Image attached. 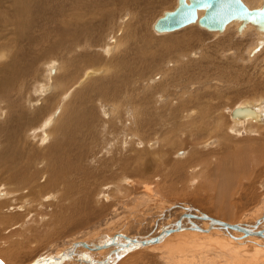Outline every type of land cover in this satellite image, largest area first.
I'll list each match as a JSON object with an SVG mask.
<instances>
[{"label":"bare ground","instance_id":"bare-ground-1","mask_svg":"<svg viewBox=\"0 0 264 264\" xmlns=\"http://www.w3.org/2000/svg\"><path fill=\"white\" fill-rule=\"evenodd\" d=\"M171 1L0 0V117L1 115L4 116V124L0 123V134L6 138V149L0 151V179L4 184L2 187L0 183V222L11 221L14 218L16 220L19 218L20 221V219L31 216V220H33L36 214L28 211L29 206L32 205H27V200L23 201L24 198L21 197L27 193L26 196L30 197L31 202L41 200V203L49 204L50 208L43 206L44 204L43 207L40 206L43 210H51L48 215L45 214L46 220L44 218L38 222L33 220L39 227H43L42 230L49 229L53 232L61 227L67 228L66 232L57 233L55 231L56 236L54 235L55 232L53 235L50 234L52 237L60 238L59 241L50 242L52 243L51 251L55 252L53 254L55 257L39 261L41 260L40 257L32 264H110L112 260L114 264H132L129 263V257L135 256L140 251L144 252V250L152 252L148 255L145 254V260L142 259L144 264H248L244 259L247 256L243 258L240 254L258 251L260 257L264 256V235L243 237L241 232L225 229L222 225L214 224L209 219L211 217L213 220L230 225L239 224L252 227L251 225L261 218L256 228L264 229V217L262 218L264 210L255 217V221L240 223L242 221H235L230 217L233 202L230 204L226 201L232 198V193L240 187L241 176L249 177L251 172L249 167L252 162L250 163L248 156L250 152L254 151V149L251 151L252 147L250 149V146L257 143V150L258 147H264L261 145L262 137H259L260 133L264 134V98L259 97L261 103L237 106L250 108L256 115H259L257 119L252 114L241 118H231L232 120L248 122V126L244 129L246 136L242 135L241 131L244 130L241 129L244 123L229 121L228 116L225 115L229 111L226 113L223 103L214 101L219 97L226 100L230 99L229 95L227 96L225 93H220L221 97L219 92H222L221 87L224 86V82L229 83V87L238 83L229 82L225 77L228 76L229 80L231 78L233 81L236 79L237 75L233 74L234 64L229 62L225 66L214 62V59L207 53L209 47L205 44L208 50L202 53L205 59L202 63L205 66H202L203 68L198 66L201 63L199 62L201 57L197 54L200 55L201 53L194 49L205 41L202 40L204 31L196 30L198 29L196 27L193 30L189 27L198 26L200 28L197 21L161 39H158L160 36L156 38L153 35L151 19L156 14L153 17L152 15L159 8L162 9L164 6L170 5ZM243 1L249 7H252L251 5L254 3L260 6L262 2V0ZM202 14L203 10L197 11L198 18ZM233 23L227 24L225 28L228 26L230 28ZM229 28L225 31L230 35V39H238L245 32L244 27L241 30H238L237 26L234 29ZM232 42L234 43V41ZM100 45L104 48L99 47ZM85 47L86 50H82ZM66 48L71 49L72 58L92 64L94 68L102 66V63L100 64L102 60L100 55L102 56V54L99 55L98 50L96 52L97 48H102L101 51L104 50L105 52L102 53L108 57L111 56V59H109L110 61L107 60L108 62L103 65L102 69L86 71L81 79L69 91L66 90L65 92L62 89L67 87L66 82L74 73L76 59L65 62L58 61L59 63H51L48 66V74L50 75L52 72L55 75L54 77L50 75L53 84L44 86L43 91L44 94H47L45 96L51 95V98L56 99L55 103H57L54 108L55 111L51 109L53 113L51 114L49 111L51 115L48 116V120L46 119L53 125V128L49 134L47 131L46 135H42L45 141L50 139L52 142L47 143V147H45L46 144H43V148L40 142L39 149L36 147L38 143L35 144L36 146H30L28 141L32 135L30 134V130L33 129L32 126H35L41 118L42 108L35 107L33 109L34 105H30L28 108L26 105L23 106L24 101L21 102L24 93L23 88L26 78L30 74L29 70L37 67L36 65L46 54ZM229 50L224 51L223 55L234 54L235 50L233 52L232 49ZM158 70L163 71L162 80L150 84V86L147 85L146 91L141 93L137 81L140 83L143 82V79L147 81L150 78H146ZM210 70H216L217 76L222 77V82L219 78H214V80L217 79L213 83L214 89H220L217 95L215 92L195 89L198 87V82L201 81L198 76L205 75ZM59 75L63 76L59 77ZM89 76L94 77L87 78ZM89 79L90 81L87 83ZM103 79L104 81L107 79L110 85L106 86L107 83L106 81L103 82ZM20 81L23 84H20ZM93 81L96 84L91 85V90L104 100L102 104L100 103L102 105L100 110L95 108V105L89 104L93 102L92 96L89 101L83 97L86 87ZM80 83L83 84L79 86ZM170 83L172 86L163 89V84ZM146 84L148 83L146 82ZM213 85L208 83L204 89L207 90V87L210 89ZM261 85L264 86V81ZM33 86L35 87V85ZM259 86L260 84L258 85L259 91L264 92V88ZM162 91L165 93L159 94ZM65 93L66 95H62ZM177 95L178 98L173 101L175 103L169 109L162 107L171 104V97ZM72 98L77 99V105H83V111L80 107L68 110ZM85 103L92 107L87 110ZM108 104H111L114 109L109 110ZM126 108H130L128 112L125 110ZM9 112H12L11 116ZM125 113L127 117L128 114L132 116V118L129 117V121L132 122L129 130L124 127L123 121H121L125 118ZM47 114L49 113L47 112ZM101 115L102 118H100ZM228 115H231V112ZM109 116L112 121H108ZM40 125H44V130L47 128L45 123H40ZM211 129L219 133L216 139L224 141L220 151H211L218 147L219 141L215 139L207 140L206 143L203 142L204 144L197 142L193 146L191 145L193 147L191 155L188 150H181L177 154L185 157L181 158L182 160L173 161L171 169H173V174L179 175L178 179L181 178L183 187L193 190L196 194L200 188L201 190L204 189L201 193L210 197L211 200L213 199L218 208L206 210L195 201L187 202L173 199L166 201L163 197L166 191L163 188L165 186L163 181H143L141 179L143 177L127 178L129 175L123 177L126 179L123 182H121L122 178V180L114 181L115 190L112 191V194H106L107 192L103 189L91 196L92 191L88 183L91 178L102 176V172L100 173L98 168H113L114 171L119 169L118 172L125 168H139L135 170V174L142 173L141 175H144L142 168H163L159 160L157 161V156L163 152V149L159 147L161 153L160 151L157 153V150H151L152 142L150 140L152 138H157L156 141L163 140L160 144L165 147L176 143L181 134L186 132H190V135H197L202 130H207V135L210 137L213 132L208 131ZM115 133L119 134L117 139L114 138ZM130 133H132V142L129 137ZM234 136L239 138L238 140L234 139L235 142L233 141ZM36 137L38 136L36 135ZM112 137L115 140L114 147L110 150H108L109 148L105 149L106 146L103 143L108 142V139H112ZM126 140L129 142L128 146H126ZM229 140L235 144L236 151L227 144ZM139 143L143 144L144 149L138 148ZM204 148L207 151L203 150ZM94 151L98 155L94 154ZM132 152L134 153L128 157ZM143 154H146L149 160H145ZM215 155L219 156L222 161L221 164H217L216 160H211L214 159ZM107 156L111 158L107 159ZM105 171L107 172V170ZM261 181L264 184V177ZM125 182L126 185L130 186L127 185L126 187ZM245 185V183L242 184V186ZM134 189H136L137 195L131 201V203L133 202L132 206L127 207L124 203V206H121L120 203L110 202L114 198L118 200V194L119 197H122L120 194H124L126 197V194ZM52 191L55 192L50 193ZM169 192L172 194L171 190ZM136 203L138 205H134ZM13 204L16 205L12 206ZM107 205L110 206V212L104 213L106 215L98 219L97 217L102 216L104 208L106 211ZM17 208L25 209L17 212L14 216L11 215ZM261 209H264V197L260 200L256 210ZM133 210H140L138 214H149L145 219H143L145 216L142 218L139 215L143 221L134 227L130 223L138 215L133 214L132 219L133 215H131L129 217L131 222L123 223L128 212L131 211L130 214H132L134 213ZM184 212L197 215L204 214L201 218H192V222L199 226V230L191 229L186 217L181 220L182 229L171 230L172 227L169 228ZM36 216L35 220L37 219ZM229 217L230 219H228ZM55 218L62 220V222L58 223L57 221L56 223ZM28 219L26 220L28 221ZM69 221L72 223L71 228L67 224ZM121 221L122 225L130 224L126 228L133 229L134 233L126 232L128 229L125 231L126 228H123L125 226L120 228L118 233L114 234L113 231V234L109 233V230ZM22 226L24 228V225ZM73 231L76 232L74 235L71 233ZM27 232L29 233L28 228ZM230 234L234 238L230 237ZM107 238H111L113 241ZM22 240L19 236L14 240L10 238L7 245L11 246L6 248L9 251L12 248L15 251L14 248L17 247L23 250ZM137 240L140 242L135 245L134 241ZM115 244H122L117 254L112 253V245ZM1 251L0 255H3V250ZM13 251L12 253H14ZM9 255H11V259L15 253L13 256L9 253L8 257ZM3 257L5 256L3 255ZM140 257L142 256L140 255ZM138 258L139 256L134 259ZM1 259L0 264H10L11 262H4ZM261 264H264V261Z\"/></svg>","mask_w":264,"mask_h":264},{"label":"rangeland","instance_id":"rangeland-1","mask_svg":"<svg viewBox=\"0 0 264 264\" xmlns=\"http://www.w3.org/2000/svg\"><path fill=\"white\" fill-rule=\"evenodd\" d=\"M260 1V0H259ZM255 4V5H254ZM253 5H251L252 7L254 6H257V3H254ZM177 5V0H172L171 1V4L170 5H167V6H162L163 8L161 9V8H159L153 15H152V17L154 16V18H152L151 19V22L152 23H154L155 22V20L159 17V16H161L163 13H164V11H168V10H172V9H174L175 8V6ZM171 6V7H170ZM166 7V8H165ZM156 18V19H155ZM154 19V20H153ZM195 23V22H194ZM111 24H112V22H111ZM110 24V25H111ZM193 24V23H192ZM189 25H191V24H189ZM189 25H187V26H189ZM238 22L237 23H233V25L231 24V27L229 28V26H228V28L229 29H234L236 26L238 27ZM187 26H185V27H187ZM185 27H183V28H181V29H179V30H176V31H180V30H182V29H184ZM189 27H191L190 29H192L193 28V30H195V28L194 27H196V28H198V29H196V30H202V32L204 31V36H202V40H205L204 42H202V43H200V45L199 46H197V48L196 49H194V50H199V53H205V51L207 50V48L205 47V44H206V46H208L209 48H208V54L210 55V57H212L213 59H214V62H216L217 64H219V65H225L226 66V63L228 64L229 62H232L233 64H234V68H233V74H235V75H237L236 76V79H234V81L230 78V80H229V78H228V76H225L226 77V79H228V81L229 82H238V83H236V84H232L230 87H229V83H226V82H224L225 84H224V86H222L221 84H218V85H221L222 87H221V89H222V92H219L218 90H220L219 88H217L218 90H216V89H214L215 88V86L213 85V83H215V80H217V79H215L214 80V78L215 77H217V78H219L220 80L222 79V77H218L217 76V73H216V70H210V72H208V73H205V75H202V76H204V77H202V76H198V78H200L201 79V81L200 82H198V87H195V89L196 88H198V90L199 91H211V92H215V94L217 95L218 94V92H219V95L221 96V94H226L230 99L227 101L225 98H223L222 96V98H217L216 100H214V101H217L218 103H223V107H224V110L225 111H227L226 113H228V111H229V113L230 112H232V110L235 108V107H237V106H246V105H254L255 103H261L260 102V98L259 97H261V98H264V92H262V91H259V89H258V85L260 84V88H264V86L263 85H261V83L264 81V32H257V31H255V29H254V27H252L251 25H245V26H243L244 27V34L241 36V37H239L238 39L236 38V39H230V35L225 31V30H227L228 28H224V30H222V31H211V30H207V29H205V28H199L198 26H189ZM147 28V27H146ZM152 28V27H151ZM204 29V30H203ZM147 31H148V29H147ZM176 31H173V32H166V33H161V32H156V31H154L153 30V28H152V32H153V35L154 36H156V38L158 37V36H160V37H158V39H161V38H163V37H166L168 34H171V33H174V32H176ZM238 31V30H237ZM247 31V32H246ZM205 32H206V34H205ZM251 32V33H250ZM227 33V34H226ZM238 33H239V31H238ZM263 33V34H262ZM253 34V35H252ZM255 34V35H254ZM163 35V36H162ZM206 35V36H205ZM261 36H263V37H261ZM229 40H232V41H234V43L232 42V41H229ZM237 42H236V41ZM239 40V41H238ZM242 40V41H241ZM261 42H260V41ZM236 42V43H235ZM204 43V44H203ZM197 44H199V43H197ZM258 44V45H261L260 47H262L261 49H259L257 52H255V53H257V54H255V53H252V54H250L251 53V51L254 49V47L256 46V45ZM99 47H103L104 48V46H99ZM229 47H230V50L233 52L234 50V57H233V55H227V56H224L223 54H224V51H227V50H229ZM233 47V48H232ZM204 50H203V49ZM206 48V49H205ZM214 48V49H213ZM101 49L102 48H100V49H96V52H97V50H98V53H99V55L100 54H102V56L100 55V57H101V61H100V64L102 65L101 67H92V64L90 65V64H87L86 62H82L81 60H78V59H76V58H72L71 56H72V53L70 52L71 51V49H69V48H66V49H57L56 51H54V52H51V53H49V54H46L45 55V57L44 58H42V60L38 63V65H36L37 67H35V68H33V69H30L29 71H30V74L27 76V78H26V81H25V85H24V90H23V95H22V99H21V102H23V106L25 107V105L27 106V108L30 106V105H34L33 106V109L36 107V108H38V109H40V108H42V115H41V118H40V120H39V122L35 125V126H32V130H30V134H32L31 135V138H30V140L28 141V144L30 145V146H33V145H35L36 143H38L37 144V146L36 147H39V146H41L40 145V142L42 143V145L44 144H46V146L45 147H47L48 146V144L47 143H50V142H52L50 139H48V141L46 140L45 141V138L43 139V134H45L46 135V133H47V131H48V133L47 134H49L50 133V130L53 128V125L52 124H50L49 122H47V118H48V116H50L53 112H51V109H52V111H55V106H56V103H55V101H56V99H52L51 97V95L50 96H45V95H47V94H44V91H43V89H44V86H46V85H51V84H53V81L52 80H50L51 79V76L52 77H54V73H50V75L48 74V66L51 64V63H59V62H65V61H72V60H74V59H76V67L74 68V73H73V75L68 79V81L66 82L67 83V87L65 88V89H62V90H64V92L67 90V91H69L71 88H72V86H74V84L75 83H77L80 79H81V77H82V75L83 74H85V72L86 71H88V70H90V69H96V70H99V68L100 69H102L103 68V65H105L106 64V62H108V61H110L109 59H111V56L110 57H108L107 55H104V50L103 51H101ZM203 51H202V50ZM82 50H86V47L84 48V49H82ZM202 52H201V51ZM229 50V51H230ZM250 50V51H249ZM100 51V52H99ZM102 52H104V53H102ZM215 52H216V54H215ZM85 53V52H84ZM258 53H259V55H258ZM62 54H64L62 57H61V55ZM199 55V54H197V56H200L201 58L199 59V60H201V61H199V62H201L200 63V65H198L200 68H203L205 65H204V63H202V61L203 60H205L204 59V54H202V55ZM262 56H261V55ZM113 57V56H112ZM230 57V58H229ZM256 57V58H255ZM229 58V59H228ZM255 58V59H254ZM259 58V59H258ZM106 59V61L104 62V60ZM108 60V61H107ZM248 60V61H247ZM250 60V61H249ZM55 61V62H54ZM59 61V62H58ZM247 61V62H246ZM250 62V63H249ZM262 62V63H261ZM56 63V64H57ZM261 63V64H260ZM99 64V65H100ZM44 65V66H43ZM259 65V66H258ZM169 66H171L172 67V65L171 64H169ZM203 66V67H202ZM44 67V68H43ZM240 67V68H239ZM213 68V67H212ZM211 68V69H212ZM259 68V69H258ZM37 71H36V70ZM261 69V70H260ZM85 70V71H84ZM256 70H258V71H256ZM236 72V73H235ZM63 73H64V71H63ZM40 75V76H39ZM48 75H49V77H48ZM106 75V74H105ZM104 75V76H105ZM61 76H63V75H59V77H61ZM101 76V75H100ZM152 76V77H151ZM157 76H159L158 78H157ZM164 75H163V71L162 70H158V71H156L155 73H152L151 75H150V77H147L146 79H148V78H150V79H148L147 81L146 80H144L143 79V82L142 83H140V81L138 82L137 81V86L139 87V91H141V93H144V91H146V89H147V85L148 86H150V84H153V83H156L157 81H160V80H162V77H163ZM248 76V77H247ZM90 77H94V76H89V77H87V78H90ZM102 77V76H101ZM211 77H212V82H211ZM253 77V78H252ZM157 78V79H156ZM44 79V80H43ZM244 79V80H243ZM262 79V80H261ZM46 81V82H45ZM52 81V82H51ZM89 81H90V79L88 80V82L87 83H89ZM103 82H105L106 81V86H108V85H110V84H108V82H107V79H105V81H104V79L102 80ZM148 83V84H146V82ZM221 82H222V80H221ZM259 82V83H258ZM36 83V84H35ZM41 83V84H40ZM144 83V84H143ZM209 83V85H211V83H212V87L209 89L208 87H207V90H205L206 88L204 87L206 84H208ZM20 84H23V82L22 81H20ZM83 83H80L79 84V86H81ZM96 83H95V81H93L90 85H88L87 86V84H86V90H85V93H84V95H83V97H85L86 98V101H89V99H90V97L92 96L93 98V104L92 103H89L90 105H95V108L97 107L99 110L101 109V106L102 105H100V103L102 104V101H104L100 96H98V94H94V92L91 90V85L92 86H94ZM139 84V85H138ZM201 84V85H200ZM205 84V85H204ZM33 85H35V87L33 86ZM39 85H41V86H39ZM43 85V86H42ZM70 85V86H69ZM85 85V84H84ZM83 85V86H84ZM164 86V88L163 89H166V87H169L170 85L172 86V84L170 83V84H167V85H165V84H163ZM153 86V85H152ZM252 86V87H251ZM219 87V86H218ZM224 87V88H223ZM64 88V87H63ZM68 88V89H67ZM205 88V89H204ZM252 88V89H251ZM144 89V90H143ZM224 89V90H223ZM39 90H40V92H39ZM82 90H84V89H82ZM191 90H194V89H191ZM214 90V91H213ZM63 92V93H64ZM165 93V91H162L161 93H159V94H162V93ZM172 92V91H171ZM49 93V92H48ZM203 93V92H202ZM221 93V94H220ZM262 93H263V95H262ZM31 94V95H30ZM235 94V95H234ZM239 94V95H238ZM30 97H29V96ZM37 95V96H36ZM40 95V96H39ZM62 95H66V93L65 94H62ZM172 95H174L173 93H172ZM233 95V96H232ZM233 97V98H231V97ZM255 96V97H254ZM30 98V99H28V98ZM50 97V98H49ZM69 98H70V96H69ZM174 98V99H173ZM178 98V95L175 97V96H172L171 97V99H170V101H171V104L169 103V104H167L166 106H162L164 109H169L170 108V106L171 105H173L175 102H173V101H175L176 99ZM28 99V100H27ZM35 99V100H34ZM45 99H47L48 100V102H47V100H45ZM98 99H99V101H98ZM225 99V100H224ZM53 100H54V104H53ZM168 100V99H167ZM256 100V101H255ZM39 101V102H38ZM45 101V102H44ZM77 99L76 98H72L71 100H70V102H69V106H68V110L69 109H71V108H74V107H80V108H82V111H83V105L82 106H80V105H77ZM226 101V102H225ZM31 104H30V103ZM35 102V103H34ZM43 102H44V104H43ZM156 102V101H155ZM50 103H51V105H50ZM249 103V104H248ZM40 105V106H38V105ZM47 105V106H46ZM90 105H88L87 103H85V106H86V109L88 110L89 108H91L92 106H90ZM54 106V107H53ZM158 106V105H157ZM52 107V108H51ZM161 107V106H160ZM46 108H47V110H46ZM49 108H50V110H49ZM108 109L109 110H111V109H114V107L111 105V104H108ZM130 109V108H129ZM129 109L128 108H126L125 110H127V112L129 111ZM51 112V114H50V112ZM47 112L49 113V114H47ZM11 113L12 112H9V115L11 116ZM46 113V114H45ZM225 113V112H224ZM228 113V114H229ZM131 114H133L132 112H131ZM228 114H225L226 115V117H227V119L229 120V121H231V122H241V121H237V120H232L231 118V115H228ZM46 115V116H45ZM129 116L127 117V114L125 113V118L124 119H122L121 121H123V124H124V127L127 129V130H129V127H130V125H132L131 123L132 122H130L129 120V117H131L132 118V116L130 115V114H128ZM100 118H102V115H101V117ZM109 119H108V121H112V118L109 116L108 117ZM47 119V120H46ZM99 119V118H98ZM107 119V118H106ZM114 119V118H113ZM3 120H4V116H2L1 115V117H0V123L1 124H4L3 123ZM126 120V121H125ZM45 121V122H44ZM113 121H115V120H113ZM126 122H127V124H126ZM40 123L41 124H44L45 123V126L47 127H45L46 129L44 130V125H40ZM241 123H244L243 124V127H242V129L241 130H244L248 125V122H241ZM49 124V125H48ZM38 125V126H37ZM42 126V127H41ZM48 126H50L51 128H49ZM126 126H128V127H126ZM41 128H43V129H41ZM49 128V129H48ZM48 129V130H47ZM124 129V128H123ZM38 132H37V131ZM33 131V132H32ZM42 131V132H41ZM208 132H213V134H211V136L210 137H208L209 135H207V130L206 131H204V130H202L201 132H199L197 135H190L191 133L189 132V133H185V134H181V137H180V135H179V139H177L178 141L174 144V143H172V144H170V145H166L165 147H162V144H160V142H162L163 140H161V141H156V140H158L157 138H152L151 140H150V142H152V144L150 145V149L151 150H157V153H158V151H160V148H162L163 149V152L161 153V151H160V155L159 156H157V161L159 160V162L163 165V168H142V171L144 170V172H143V174L144 175H141V174H135V170L136 169H139V168H125L124 170H120L121 172H118L119 171V169L118 170H116V171H114V169L113 168H98L99 169V171H100V173L102 174V176H100L99 178L98 177H95V178H91V180H90V182L88 183V186H89V188H90V190L92 191V193H91V196H93L94 195V193H97V192H101L103 189L107 192H105L106 194H112V191L113 190H115V187L113 186L115 183H114V181H118L119 179H121L122 181L121 182H123V181H125L126 179H124L123 177L125 176V175H129L127 178H131V179H135V178H140V177H143V178H141L143 181H151V180H154V181H163L164 183H165V186H163V188L164 189H166V191H165V194H164V196L163 197H165L164 198V200L166 199V201H169V200H185V201H187V202H194L195 201V203H197V204H199V206H201L202 208H204V209H206V210H214V209H216V208H218V205H216V203H215V201L212 199L211 200V198L210 197H208L207 195H205V194H203V193H201L203 190H201V188H200V191L196 194L195 192H193V190H188V189H186V187H183V182L181 181V178L180 179H178V177H179V175H175V174H173V169H171V163L173 162V161H175V160H182L181 158H183V157H185V156H183V155H177L181 150L182 151H187L188 150V153L191 155V151H192V149H193V145L195 144V143H197V142H201V143H206V141L207 140H210V139H215V140H217V141H219V139H216V136L219 134V133H216V131H214V130H212L211 129V131H208ZM40 133V134H39ZM42 133V134H41ZM196 133H197V131H196ZM241 133H242V135H244V136H246L245 134H246V130H244V131H241ZM30 134H29V136H30ZM2 134H0V151L1 150H5L6 149V141H5V137L3 136H1ZM35 135V136H34ZM36 135L38 136V137H36ZM119 136V134L117 133H115V137L114 138H118V136ZM130 136V141L132 142V133H130L129 134ZM25 136V135H24ZM117 136V137H116ZM26 137V136H25ZM235 137V136H234ZM233 137V141L235 142V140L237 139H239V138H234ZM259 137H262L261 139H262V141H261V145H263L264 146V134L263 133H260V135H259ZM32 138H33V140H32ZM38 140H37V139ZM40 138V139H39ZM208 138V139H207ZM36 139V140H35ZM128 139V138H127ZM154 139V140H153ZM156 139V140H155ZM235 139V140H234ZM26 140H27V137H26ZM129 140V139H128ZM128 140H126V142H127V144H126V146H128L129 145V142H128ZM36 141V142H35ZM114 139H113V137H112V139L110 138V139H108V142H104L103 144H104V146H106V147H104L105 149H108V150H110V149H112L113 147H114V145L113 144H115L114 143ZM155 141V142H154ZM229 141H231V142H229ZM228 141V145L229 146H231L232 147V149H235V151L237 150V148L235 147V144H232V140H229ZM33 142H34V144H33ZM136 142V141H135ZM203 143V144H204ZM223 143H224V141L221 139L219 142H218V147L217 148H213L211 151H217V152H219L220 151V149L222 148V146H223ZM140 144V143H139ZM138 144V148H140V147H142L143 149H144V147H143V144L141 143L140 145ZM257 143H255V145L253 144L252 146H250V149H251V147H252V149H251V151H253V149H254V151L253 152H248L250 155L248 156L249 157V160H250V163H251V165H250V167L249 168H251V172L253 173H251L250 172V174H249V177H247V178H245V177H243V176H241V178H242V180L240 181V184H239V188H237L233 193H232V198H230V199H228V200H226V201H228L230 204H231V202H233V206H231V216L230 217H232V219H234L235 221H242V222H240V223H248L249 221H251V222H253V221H255V217H257L258 215H260L262 212H263V210L264 209H261V210H256L257 209V206H258V204H259V202H260V200L264 197L263 195H264V184H263V182L261 181L262 180V178L264 177L263 175H264V147L263 148H260V147H258V150H257V145H256ZM1 145H3V148H1ZM44 145L42 146V148L44 147ZM113 145V146H112ZM161 145V146H160ZM192 145V146H191ZM191 146V147H190ZM35 147V148H36ZM118 147V146H117ZM116 147V149H118ZM160 147V148H159ZM128 148H130V147H128ZM36 149H38V148H36ZM39 149H40V147H39ZM116 149H114V150H116ZM183 149H185V150H183ZM203 150H205V151H207L206 150V148H204ZM190 151V152H189ZM95 152V151H94ZM134 152H132L130 155H128V157L129 156H131L132 154H133ZM156 153V154H157ZM94 154H96V155H98V153H94ZM144 156H143V158L145 159V160H149V157L148 156H146V154H143ZM187 155V154H186ZM189 155V156H190ZM109 158H111V157H108L107 156V159H109ZM219 158V156H214V159H211L212 161H215L216 160V162H217V164H221V159L219 158L218 160L217 159ZM220 160V161H219ZM258 162H257V161ZM211 161V163H214V162H212ZM233 162H234V159H233ZM89 163H91V160H89ZM149 166V165H148ZM149 167H151V165L149 166ZM105 170H107V172L105 171ZM146 170H148L147 171V173H146ZM253 170V171H252ZM105 171V172H104ZM113 172L111 175H110V173L111 172ZM165 171V172H164ZM138 172V171H137ZM155 172V173H154ZM109 173V174H108ZM105 174V175H104ZM108 175V176H107ZM169 176V177H168ZM263 176V177H262ZM243 178H245V179H243ZM145 179V180H144ZM177 181V182H176ZM95 182H96V185H95ZM201 182V181H200ZM262 182V183H261ZM0 183H1V185H2V187H3V183L1 182V179H0ZM203 183H204V181H203ZM246 184L245 186H242V184ZM125 185H126V182L124 183ZM173 184V187H171V185ZM263 184V185H262ZM128 185V184H127ZM127 185H126V187H127ZM179 185H181L180 187H179ZM128 186H130V185H128ZM176 186H178V187H176ZM261 186V187H260ZM105 187V188H104ZM125 187V189H127L128 190V188H126ZM238 187V186H237ZM177 188V189H176ZM47 190H51V189H47ZM169 190H171V192H172V194L169 192ZM134 191V192H133ZM136 191V189H134V190H132L130 193H127L126 194V197H125V195L124 194H120V196H122V197H119V194L117 195V197L120 199H118V200H115V198L112 200L111 199V201L110 202H112V203H120V205L121 206H124V204L125 205H127V207L128 206H132L133 205V202L131 203V201H133V198L137 195V193L135 192ZM55 191H52V192H50V193H54ZM111 192V193H110ZM27 195V193L25 194V195H23V196H21V197H23L24 199H23V201H25V200H27V205H32V206H29L30 208L28 209V211H30V212H32L33 214H36V215H38V216H36V220H35V216L33 217V220L35 221V222H38L41 218H44L46 215H48V212H50L49 210H47V209H41V207H43V206H47V207H49V204H44V203H41L42 201L41 200H39V201H33V202H31V199H30V197L28 196H26ZM129 196H131V197H129ZM167 196V197H166ZM126 198V199H124V198ZM123 199V200H122ZM132 199V200H131ZM169 199V200H168ZM130 200V201H129ZM232 200V201H231ZM251 200V201H250ZM114 201V202H113ZM128 201V202H127ZM28 202H30V203H28ZM38 204H37V203ZM34 203H35V205H34ZM124 203V204H123ZM44 204V205H43ZM123 204V205H122ZM16 205V204H15ZM14 204L12 205V206H15ZM43 205V206H42ZM134 205H138L137 203L136 204H134ZM38 206H39V208H38ZM41 206V207H40ZM104 206H105V204H104ZM109 205H107V209H106V211H105V208H104V210H103V214H102V216H99V217H97L98 219L99 218H101V217H103L104 215H106L108 212H110V210H109ZM119 207V206H118ZM37 208V209H36ZM50 208V207H49ZM120 209H121V207H119ZM161 208V207H160ZM256 208V209H255ZM25 208H23V209H19V208H17L16 209V211L15 212H12V214L11 215H16L17 214V212H20V211H23ZM32 209H35V210H32ZM146 209V208H145ZM166 209V208H165ZM165 209H163V210H165ZM41 210V211H40ZM121 210H123V209H121ZM45 211V212H44ZM136 211V212H135ZM139 211V212H138ZM133 210V212L134 213H132V214H130L131 213V211H129L128 212V214L127 215H129V216H127L126 214V218H125V220H123V223L125 222H131V219L134 217V215L136 216V215H138L137 216V218L134 220V221H132L130 224H131V226L132 227H134V226H136V225H139V224H137V223H141V221H143V219H145L148 215H147V213L146 214H138V213H140V210ZM146 211H147V209H146ZM36 212V213H35ZM250 212V213H249ZM257 212H259V213H257ZM104 213H106V214H104ZM249 213V214H248ZM40 214V215H39ZM46 214V215H45ZM134 214V215H133ZM246 214V215H245ZM247 214H248V216H247ZM124 215V216H125ZM131 215H133L132 217H131V219L129 218ZM139 215H141L142 216V218H143V216H145L143 219L141 218V216L139 217ZM123 216V217H124ZM32 217V216H31ZM31 217H28V218H24V219H20V221H19V218L16 220L15 218L14 219H11V221L12 220H14V221H12V223H10L11 221L10 220H6V221H4L3 223H1L0 222V247H2V248H0V253H2V251L1 250H3V255L6 257V259H5V257H3V255L1 254L0 256H2V257H0V258H2L1 260L2 261H4V262H9V261H11L10 262V264H32L34 261H36L38 258H40L41 257V260H39V261H44V260H48L50 257H55V256H53V254L55 253V252H53V251H51V249H52V243H50V242H55V241H59L58 239H60L59 237H55L56 236V234L57 233H59V232H61V231H64V232H66V230H67V228L66 227H61L60 229H55V231H57V233L55 232V231H53V232H55V234L52 232V231H49V229H47L46 231H44V230H42V228L43 227H39L38 226V224L37 223H35L33 220H31ZM230 217L228 218V219H230ZM96 218V219H97ZM178 218V217H177ZM26 219H28V221L26 220ZM127 219V220H126ZM130 219V220H129ZM253 219V220H252ZM44 220H46V218H44ZM17 221V222H16ZM26 221V222H25ZM57 221H58V223H60V222H62V220H58V218H55V222L57 223ZM50 222V221H49ZM136 222V223H135ZM22 223V224H21ZM40 223H42V222H40ZM9 224H11V225H9ZM17 224V225H16ZM21 224V225H20ZM26 224V225H25ZM68 226H70V228H71V222L69 221L68 223ZM130 224H128V225H130ZM22 225H24V228H22L23 226ZM32 225V226H31ZM128 225H122V221L121 222H119V223H116L115 225H114V227L112 228V229H110L109 230V233H111V234H115V233H118L119 232V230H120V228H122L123 226H125V227H123V228H126ZM3 226V227H2ZM35 226V227H34ZM16 227V228H15ZM35 229H34V228ZM27 228H28V231H29V233L27 232ZM128 229V230H127ZM129 229H131V228H126L125 229V231L126 232H128V233H130V232H132V233H134V230L132 229V230H129ZM3 231H4V233H3ZM5 231H7V232H5ZM23 231H25V232H23ZM112 231H113V233H112ZM22 232V233H21ZM75 231H73V232H71L73 235L76 233H74ZM23 233H24V235H23ZM27 234H28V236H27ZM50 234H54L55 236H51ZM24 237H23V236ZM73 235H71V236H73ZM2 236V237H1ZM18 236H19V238H20V240H22V242H23V244H24V247H23V250L22 249H20L19 247H17V248H14V250L15 251H13V248L9 251L6 247L7 246H11V245H7V244H9L8 243V241H9V239L11 238L12 240H14L15 238H18ZM10 237V238H9ZM51 237H52V239H51ZM55 237V238H54ZM26 240H25V239ZM54 239V240H53ZM107 239H110V241H113L111 238H107ZM107 239H105V240H107ZM51 240V241H50ZM103 240V239H102ZM4 242V244H3V242ZM25 241V242H24ZM31 241V242H30ZM32 241H34V242H32ZM96 241V240H95ZM10 242V241H9ZM46 243V244H45ZM3 244V245H2ZM59 244H61V243H59ZM112 244V243H111ZM50 245V246H49ZM26 246V247H25ZM35 246V247H34ZM36 246H37V248H36ZM13 247H15V246H13ZM121 247H122V244H115V245H112V253L113 254H117L119 251H120V249H121ZM9 251L8 253H7V251ZM36 250V251H35ZM50 250V251H49ZM5 251H6V253H5ZM12 251L15 253V255H14V253H12ZM17 251V252H16ZM49 251V252H48ZM52 252V253H51ZM252 252H253V255H252ZM252 252H244V254L242 255V254H240V256L241 257H245V256H247V258H244V259H246V261L248 262V264H261V262L262 261H264V256L263 257H260L259 256V252L258 251H252ZM9 253H11L12 254V256L14 255V257H12L11 259H10V256L11 255H9V257H8V254ZM24 255H23V254ZM44 253H47V254H44ZM150 253H152V252H150V250H144V252L142 251H140V252H138L135 256H133V255H131L130 257H129V263H132V264H144V261L142 260V259H144V256H146V255H148V254H150ZM44 254V255H43ZM52 254V255H51ZM146 254V255H145ZM21 255V256H20ZM48 257H47V256ZM140 255L142 256V257H140ZM258 255V256H257ZM42 256H43V258H42ZM133 256V257H132ZM139 256V258L138 259H134L135 257H138ZM252 256V257H251ZM22 257V258H21ZM44 257H46V258H44ZM9 258V259H8ZM104 258V257H103ZM12 259H14V260H12ZM18 259H19V261H18ZM139 259H141V260H139ZM145 260V259H144ZM14 261V262H13ZM73 261V260H72ZM133 261V262H132ZM254 261V262H253ZM110 264H114L113 263V260L110 262Z\"/></svg>","mask_w":264,"mask_h":264},{"label":"water","instance_id":"water-1","mask_svg":"<svg viewBox=\"0 0 264 264\" xmlns=\"http://www.w3.org/2000/svg\"><path fill=\"white\" fill-rule=\"evenodd\" d=\"M198 10H203V14L199 18L197 17ZM195 21H197L200 27L211 31H222L227 24L238 22V30H241L245 25H251L258 33L261 31L264 32V0H262L260 6L255 7H249L243 0H177L175 8L164 11V13L155 20L152 28L154 31L161 33L173 32ZM260 48V45L257 44L251 54L257 52ZM249 114H252L255 119L259 118V115H256L247 107H235L231 112V117L241 118ZM203 215V213L197 215L191 212H184L169 228L172 227L171 230L182 229L181 220L186 217L190 228L199 230V226L192 222V218H201ZM263 217L264 215L262 218ZM209 219L214 222V224L222 225L225 229L241 232L243 237L264 235V229L256 228L261 218L257 219L251 225L252 227L239 224L230 225L213 220L211 217ZM230 237L234 238L231 234ZM139 242L138 240L134 241L135 245H138Z\"/></svg>","mask_w":264,"mask_h":264}]
</instances>
